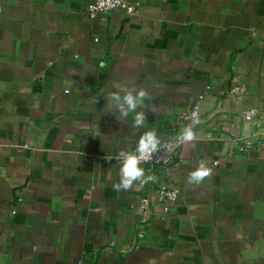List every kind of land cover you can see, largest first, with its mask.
Here are the masks:
<instances>
[{"label": "crops", "instance_id": "1", "mask_svg": "<svg viewBox=\"0 0 264 264\" xmlns=\"http://www.w3.org/2000/svg\"><path fill=\"white\" fill-rule=\"evenodd\" d=\"M91 1L0 0V264H264V0L90 18ZM117 84L149 90L141 131L163 141L200 110L169 170L119 192L115 157L140 132L105 108ZM200 161L213 173L189 184Z\"/></svg>", "mask_w": 264, "mask_h": 264}, {"label": "clouds", "instance_id": "2", "mask_svg": "<svg viewBox=\"0 0 264 264\" xmlns=\"http://www.w3.org/2000/svg\"><path fill=\"white\" fill-rule=\"evenodd\" d=\"M105 66L103 63L100 65L101 68ZM114 89L108 90L105 95L106 110L115 113L118 120L127 118L131 114L133 117L131 123L133 135L140 132L135 151H120L115 157L116 160L120 161V168L118 182L113 187L119 192L129 191L136 182H139L141 186L155 182L157 180L156 175L151 170H148L146 174L142 165L152 162L154 155L161 150L168 155L177 147L194 143L198 137L193 125L199 124L200 120L194 116L192 123L183 127L176 136L175 144L164 142L155 128L141 131L147 124V114L144 109L149 108L152 112L158 113V106L151 105L149 107V104H146V101L151 99L149 90L144 87L128 88L119 84L115 85ZM167 155L161 159L165 160ZM112 158L110 155L106 157L107 160ZM212 173L213 169L205 161H200L198 166L188 174V183L201 185Z\"/></svg>", "mask_w": 264, "mask_h": 264}, {"label": "built area", "instance_id": "3", "mask_svg": "<svg viewBox=\"0 0 264 264\" xmlns=\"http://www.w3.org/2000/svg\"><path fill=\"white\" fill-rule=\"evenodd\" d=\"M116 9H123L129 15H134L139 10V3L132 2L131 0H92L86 6V14L90 18H95L98 15L106 16L110 14V12ZM199 115H200L199 105H196L188 112L181 114L178 118L180 122L190 123L192 122V118L194 116L199 117ZM257 115H258V110L255 108H252L246 113L245 119L247 121H251L254 118H256ZM179 133H180V130L176 131L173 139L169 141H164V142L175 144L176 136ZM190 144H193V143H190ZM182 147L175 148L174 151L168 155L163 150H161L158 154L154 155V159L152 162L143 164L142 166L147 165L156 171H168L171 164L175 161L176 157L178 156L179 150ZM135 149L136 147L132 151L134 152ZM165 155H167L166 159L162 160L161 157H164ZM177 196H178L177 190L170 189L168 188V186L163 185L161 188L160 194H159V199L163 204H166L169 201L175 200ZM151 207H152V201L149 196H144L143 198H141L140 203H139V208L141 212L143 213V217L145 219L148 218V214L151 210ZM164 209L165 211L169 210L167 206H165Z\"/></svg>", "mask_w": 264, "mask_h": 264}]
</instances>
